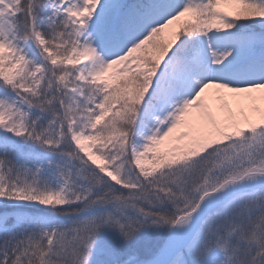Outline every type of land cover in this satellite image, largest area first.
Wrapping results in <instances>:
<instances>
[{
	"label": "snow or ice",
	"instance_id": "1",
	"mask_svg": "<svg viewBox=\"0 0 264 264\" xmlns=\"http://www.w3.org/2000/svg\"><path fill=\"white\" fill-rule=\"evenodd\" d=\"M0 264H264V0H0Z\"/></svg>",
	"mask_w": 264,
	"mask_h": 264
}]
</instances>
